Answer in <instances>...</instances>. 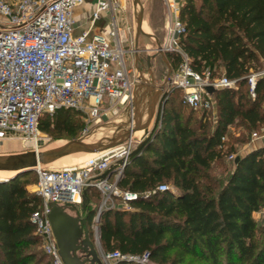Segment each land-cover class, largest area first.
Listing matches in <instances>:
<instances>
[{
	"label": "trees",
	"instance_id": "obj_1",
	"mask_svg": "<svg viewBox=\"0 0 264 264\" xmlns=\"http://www.w3.org/2000/svg\"><path fill=\"white\" fill-rule=\"evenodd\" d=\"M180 20L185 32L179 43L192 67L212 76L221 71L237 87L216 89L209 111L194 110L182 91L168 90L155 138L117 182L139 197L131 210L101 213V248L148 254L153 264H264V224L253 216L264 209V147L241 153L252 134L264 129V77L254 97L246 80L263 69L264 0H186ZM165 57L172 70L180 66L175 53ZM83 127L81 114L71 109L45 114L39 123L54 139L78 138ZM33 172L0 181V264H53L30 223L41 203L28 188L38 181ZM162 184L166 191L144 197ZM86 196L91 228L102 197L96 188Z\"/></svg>",
	"mask_w": 264,
	"mask_h": 264
},
{
	"label": "built area",
	"instance_id": "obj_2",
	"mask_svg": "<svg viewBox=\"0 0 264 264\" xmlns=\"http://www.w3.org/2000/svg\"><path fill=\"white\" fill-rule=\"evenodd\" d=\"M186 0H167V36L163 50L181 58L178 71L171 79L173 88L182 91L184 103L194 110H212L214 98L206 88L236 89L237 81L225 75L212 76L209 69L197 72L180 46L185 26L180 11ZM86 0H0V143L19 139L24 146L38 150L39 123L43 115L54 117L57 111L71 109L81 114L85 124L81 135L92 126L119 114L132 98L135 67H128L126 35L122 33L116 12L118 0H95L89 26L79 30L75 12ZM103 14L111 16L106 34L94 32ZM134 56V55H133ZM264 68L246 77L249 92L255 96L257 80ZM252 138H258L257 133ZM131 141L100 154L91 155L81 165L61 169L39 166L34 169L38 181L35 193L41 203L30 217L35 232L41 236L44 252L53 264H64L57 246L50 214L54 204L81 205L83 193L96 188L102 205L93 218L92 229L99 235L101 213L111 208L131 210L130 202L139 194L118 188L124 165H119L113 181L101 179L112 164L127 160L138 145ZM159 185L144 195L166 191ZM115 198L121 199L119 205ZM104 264L126 262L153 264L148 254L102 252Z\"/></svg>",
	"mask_w": 264,
	"mask_h": 264
},
{
	"label": "water",
	"instance_id": "obj_3",
	"mask_svg": "<svg viewBox=\"0 0 264 264\" xmlns=\"http://www.w3.org/2000/svg\"><path fill=\"white\" fill-rule=\"evenodd\" d=\"M133 9L136 24L134 52L136 55L138 77L134 83L131 101L124 107L122 112L106 123L97 125L87 134L80 135L78 138L64 140L59 146L42 151L31 150L20 153L0 154V171L12 172L15 174L13 177H15L25 172L34 171L39 166H49L67 157L77 156L84 158L87 155L100 154L114 149L132 139L137 140L139 143L129 154L128 159L118 160L117 163L112 164L102 173L100 177L101 179H110L118 170L119 165L126 167L128 162L141 154L155 138L161 125L169 95V91L165 88L166 84L171 83L172 69L168 66L165 82L161 85L156 84L151 59L160 56L166 61L165 55L167 52L163 50L160 39L143 30L144 6L142 1L133 0ZM141 35L155 39L156 47L152 49H140L138 39ZM143 50L156 52L154 55L148 56L147 69H144L138 56V53ZM146 74L148 77H146ZM206 90L209 93H213L216 89L207 87ZM13 177L2 181H8ZM87 204L88 199L85 191L82 201L84 217L78 228L73 225L64 226L58 224L55 213L57 210H60L56 208L57 204L52 205L50 220L59 254L64 264H104L102 253L98 250L100 237L98 235L96 238L94 230L91 229L92 227H89L87 222ZM65 219L66 221L73 222V219L69 216H65ZM98 232L100 233L99 227Z\"/></svg>",
	"mask_w": 264,
	"mask_h": 264
},
{
	"label": "rangeland",
	"instance_id": "obj_4",
	"mask_svg": "<svg viewBox=\"0 0 264 264\" xmlns=\"http://www.w3.org/2000/svg\"><path fill=\"white\" fill-rule=\"evenodd\" d=\"M142 4L144 6V20H143V30L146 33H150L155 35L158 39L161 40V42L164 41L165 37L167 36V30H166V21L167 16L165 13L166 4L164 0H141ZM200 0H196V3L198 4ZM118 3L120 5L119 11L116 12L117 18L119 19V26L122 30V33H124L127 38V43H124L123 46L128 49H134L135 47V39H136V24H135V18H134V9H133V0H118ZM97 26L106 28L108 26V20L104 17V15L97 21ZM139 41V48L144 49H152L156 47V41L155 39L148 38L145 35H141L138 39ZM155 51H140L138 53L139 58L145 59L148 55H154ZM166 61L162 59L160 56H156L154 59H152V71L154 73V79L156 84L161 85L165 82L167 74H168V66H170V63L168 61L169 57H165ZM127 66H132V61L134 60V56L132 54H126L125 56ZM168 64H167V63ZM171 68V66H170ZM179 67L177 69L172 70L171 72V79L178 71ZM223 73L221 71H218L217 76H222ZM135 76L138 77V73L135 72ZM170 88H173L171 84H166V90H169ZM124 108H122L123 110ZM122 110L119 112V114L122 112ZM118 114V115H119ZM186 114V113H185ZM187 115V114H186ZM117 116V115H116ZM116 116L110 118L113 119ZM83 119V118H82ZM109 119V120H110ZM199 119V118H198ZM107 122V121H106ZM105 121L102 122L106 123ZM83 123L85 124L84 120ZM96 126H92L90 131ZM258 137L261 136V134L264 133V129H258L256 132ZM41 139L38 143V150L42 151L51 147H56L62 144L64 140H67V138H59L54 139L51 135L45 134L40 131ZM256 139V138H254ZM252 141V136H251ZM35 150L32 146H24L19 139H6L0 143V154H10L12 153H20V152H26ZM87 159V156L77 157H67L63 160H60L56 163H53L49 166H46L50 169H61L63 167H68L72 165H81V162ZM33 175L37 174L34 171ZM14 174L12 172H6V171H0V178H10ZM31 179L35 178V176H29ZM35 186H29L28 188L31 189V192L35 193ZM193 264H203V263H196Z\"/></svg>",
	"mask_w": 264,
	"mask_h": 264
},
{
	"label": "crops",
	"instance_id": "obj_5",
	"mask_svg": "<svg viewBox=\"0 0 264 264\" xmlns=\"http://www.w3.org/2000/svg\"><path fill=\"white\" fill-rule=\"evenodd\" d=\"M167 0H164L165 4ZM95 7V0H86V3L81 6L78 7L76 9L75 12V17L76 20L78 22V26H79V30L82 29H86L89 26V17L93 11ZM119 11V10H118ZM165 13L167 16V4H166V9H165ZM104 17L108 20V26L106 28H104L103 26H97L95 27V29L93 30L94 32H99L102 34H106L109 30V23L111 21V16L108 14H103ZM102 15V16H103ZM117 17V14H116ZM1 18V17H0ZM118 22L119 19L117 18ZM162 58V57H161ZM163 59V58H162ZM260 62L263 64V68H264V61L262 59H260ZM134 63V67H136V56L134 57L133 60ZM136 70V69H135ZM136 72L138 73V71L136 70ZM146 77H148V75L146 74ZM260 147H264V133L261 134L260 137L253 139L252 141L245 145L242 149H241V153H246L248 151H250L251 149H256V148H260ZM11 153V152H9ZM89 157H87L88 159ZM87 159H85L84 161H82L81 163L85 162ZM111 181V180H110ZM31 191V189H29ZM115 202L117 205H119L121 203V199H117L115 198ZM58 206L56 208H58L60 211H56V222L58 224H62V225H73L74 227L78 228L81 225V220L84 217V211H83V206L81 205H76V204H57ZM102 205V202L100 204V206ZM100 206L98 207V209L100 208ZM97 209V211H98ZM96 215V214H95ZM65 216H69L71 219H73V222H69L66 221ZM254 219L260 223V224H264V209H262L259 212L254 213ZM75 223V224H74ZM98 250L100 253L103 252L101 245H99Z\"/></svg>",
	"mask_w": 264,
	"mask_h": 264
},
{
	"label": "flooded vegetation",
	"instance_id": "obj_6",
	"mask_svg": "<svg viewBox=\"0 0 264 264\" xmlns=\"http://www.w3.org/2000/svg\"><path fill=\"white\" fill-rule=\"evenodd\" d=\"M133 55H134V57L136 56L135 54H133ZM148 56H150V55H148ZM148 56H147L145 59H141V58H140L141 63H142L143 66H144V69H147ZM152 59H153V58H152ZM152 59H151V61H152ZM135 69H136V67H135Z\"/></svg>",
	"mask_w": 264,
	"mask_h": 264
},
{
	"label": "bare ground",
	"instance_id": "obj_7",
	"mask_svg": "<svg viewBox=\"0 0 264 264\" xmlns=\"http://www.w3.org/2000/svg\"><path fill=\"white\" fill-rule=\"evenodd\" d=\"M91 155H87V157H90ZM14 174V173H13ZM15 175V174H14ZM5 179H8V178H0V181L2 180H5Z\"/></svg>",
	"mask_w": 264,
	"mask_h": 264
}]
</instances>
